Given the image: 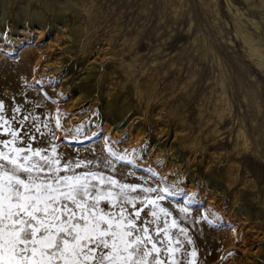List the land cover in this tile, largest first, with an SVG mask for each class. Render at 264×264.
Masks as SVG:
<instances>
[{"label": "rangeland", "instance_id": "rangeland-1", "mask_svg": "<svg viewBox=\"0 0 264 264\" xmlns=\"http://www.w3.org/2000/svg\"><path fill=\"white\" fill-rule=\"evenodd\" d=\"M46 1L7 0L0 98L41 119L64 113L68 139L58 135L69 154L100 152L104 139L122 141L120 150L144 145L137 177L153 168L198 193L194 216L219 217L196 234L200 264H264V67L242 37L264 43V0H178L177 12L176 0ZM34 12L46 17L41 29ZM87 78L92 93H77ZM41 80L52 99L27 87ZM115 98L132 116L113 111L106 122L103 102ZM80 125L99 135L76 143L70 130Z\"/></svg>", "mask_w": 264, "mask_h": 264}, {"label": "snow or ice", "instance_id": "snow-or-ice-1", "mask_svg": "<svg viewBox=\"0 0 264 264\" xmlns=\"http://www.w3.org/2000/svg\"><path fill=\"white\" fill-rule=\"evenodd\" d=\"M44 83L27 87L43 92ZM64 115L41 119L0 98V264H200L196 234L219 217L212 209L193 215L203 208L198 193L153 168L137 177L144 145L120 150L122 141L104 139L100 152L63 151ZM70 131L76 143L99 135L83 125Z\"/></svg>", "mask_w": 264, "mask_h": 264}, {"label": "bare ground", "instance_id": "bare-ground-1", "mask_svg": "<svg viewBox=\"0 0 264 264\" xmlns=\"http://www.w3.org/2000/svg\"><path fill=\"white\" fill-rule=\"evenodd\" d=\"M212 1V0H211ZM7 0H1L0 1V14H2V17L0 15V22L3 21V19H5L6 17V9H7ZM45 5L48 7V9L51 8V3L50 1H46ZM179 7V1L176 0L175 3L172 5V8L174 10V12L178 11ZM72 8V7H71ZM74 10V8H72ZM55 12L57 13V16L60 17L62 10L61 9H56ZM28 11L26 12L25 16L28 15ZM32 25L37 24L39 27V29L43 28L44 25H46L47 20L45 15L42 12H34L32 18ZM2 23V22H1ZM0 23V24H1ZM252 24H254L256 27H258L257 23L255 21H252ZM67 23H65V25L61 26L59 29L62 30L63 27H66ZM71 33L75 36L76 32H75V28H71ZM244 39L245 44L249 47V51H250V57L255 58L254 60L257 62L258 66L260 67H264V43L261 41V39H258L252 35L249 34H245L244 36H242ZM90 73H88V78L90 77ZM84 80L83 83L78 84V88H77V93H84L87 92L88 94H91V85L89 80ZM119 102L117 100V98L113 99V100H104L103 102V106H102V110L106 119V122H108V120L110 119L109 114L110 112H115L116 115H118V117L120 119L123 118H131L132 113L130 110V107H119Z\"/></svg>", "mask_w": 264, "mask_h": 264}]
</instances>
